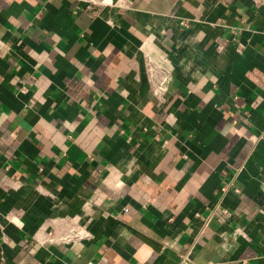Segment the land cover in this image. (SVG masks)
<instances>
[{
    "label": "crops",
    "instance_id": "crops-1",
    "mask_svg": "<svg viewBox=\"0 0 264 264\" xmlns=\"http://www.w3.org/2000/svg\"><path fill=\"white\" fill-rule=\"evenodd\" d=\"M0 264H264V0H0Z\"/></svg>",
    "mask_w": 264,
    "mask_h": 264
},
{
    "label": "built area",
    "instance_id": "built-area-1",
    "mask_svg": "<svg viewBox=\"0 0 264 264\" xmlns=\"http://www.w3.org/2000/svg\"><path fill=\"white\" fill-rule=\"evenodd\" d=\"M101 2H103V3H110V2H108L107 0H101ZM164 86V80H162L159 84H158V90H156L155 92L156 93H159V90H161L162 89V87Z\"/></svg>",
    "mask_w": 264,
    "mask_h": 264
},
{
    "label": "bare ground",
    "instance_id": "bare-ground-1",
    "mask_svg": "<svg viewBox=\"0 0 264 264\" xmlns=\"http://www.w3.org/2000/svg\"><path fill=\"white\" fill-rule=\"evenodd\" d=\"M107 1L110 2V3L112 2V0H107ZM146 48H147V47H146Z\"/></svg>",
    "mask_w": 264,
    "mask_h": 264
}]
</instances>
